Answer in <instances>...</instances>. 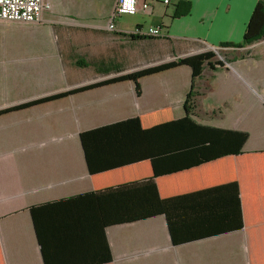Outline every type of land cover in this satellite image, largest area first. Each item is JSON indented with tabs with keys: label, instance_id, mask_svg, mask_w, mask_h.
<instances>
[{
	"label": "crops",
	"instance_id": "crops-1",
	"mask_svg": "<svg viewBox=\"0 0 264 264\" xmlns=\"http://www.w3.org/2000/svg\"><path fill=\"white\" fill-rule=\"evenodd\" d=\"M139 1L151 12L114 32L116 0H43L37 23L0 20L4 264H264V39L223 48L239 55L194 80L178 66L140 78L139 94L120 81L35 103L240 44L258 0ZM178 2L189 11L174 17ZM191 84L189 117L210 130L164 127L186 116ZM223 132L247 135L239 154Z\"/></svg>",
	"mask_w": 264,
	"mask_h": 264
},
{
	"label": "trees",
	"instance_id": "trees-1",
	"mask_svg": "<svg viewBox=\"0 0 264 264\" xmlns=\"http://www.w3.org/2000/svg\"><path fill=\"white\" fill-rule=\"evenodd\" d=\"M189 11V4L187 3H181L178 2L176 5L175 11H174V17H178L181 15L187 14ZM264 39V0H258L257 4L253 10V13L249 19V22L246 25L244 34H243V40L240 44L234 45V44H221V48H227V47H234V48H240L244 45H249L253 42H257L259 40ZM215 52L214 51H206V52H201L197 54H193L184 58H179L174 61H170L167 63H163L160 65H156L153 67H148L145 69H141L135 72H132L127 75L120 76L116 79L109 80L103 83H99L93 86H87L84 88H80L77 90H73L69 93L66 94H61L57 96H53L51 98H47L35 103H41L43 101H48L52 99H57L60 97H64L73 93H76L78 91H84L87 89H91L93 87H98L101 85L109 84V83H115V82H120V81H132L135 84V90L136 94H139L140 88L138 81L140 78L149 76L152 74L160 73L178 66H188L191 69V77L192 80L198 78L201 76L202 71L205 67L209 69H214L215 66H223L222 62L219 61H214L215 58ZM195 96V93L193 92V84H191L190 91L187 93L185 96V100L183 103V108L185 111L186 116L178 121H172L171 123H168V125H164V127H169V126H176L177 128H185V129H200V130H210V128L203 127L200 125H197L195 122L191 120L189 117L191 113L193 112L194 109V101L193 98ZM26 107V106H25ZM232 138V142L230 143V146L232 147V151H228L227 155H237L240 153V148L241 145L245 142L247 135L244 133H237V132H223ZM148 216H118V217H113L112 223L113 224H120V223H129L141 219H145ZM110 222V221H106ZM167 222L169 226V231L171 235V239L173 242V245H176L177 243H181V240H176V237L174 235V232L172 230V224L170 222V217L167 216ZM183 241V240H182ZM105 261L110 262L111 261V256L109 252V248L107 244H105ZM0 264H4L1 250H0Z\"/></svg>",
	"mask_w": 264,
	"mask_h": 264
},
{
	"label": "built area",
	"instance_id": "built-area-1",
	"mask_svg": "<svg viewBox=\"0 0 264 264\" xmlns=\"http://www.w3.org/2000/svg\"><path fill=\"white\" fill-rule=\"evenodd\" d=\"M164 6L170 5L171 0H162ZM47 6L43 0H0V20L6 22L37 23ZM151 7L148 2L139 0H116L113 12L110 15L107 29L118 31L116 21L124 16H134L138 13L149 14ZM135 37L164 38L165 31L162 26L141 27L136 26L129 33Z\"/></svg>",
	"mask_w": 264,
	"mask_h": 264
},
{
	"label": "rangeland",
	"instance_id": "rangeland-1",
	"mask_svg": "<svg viewBox=\"0 0 264 264\" xmlns=\"http://www.w3.org/2000/svg\"><path fill=\"white\" fill-rule=\"evenodd\" d=\"M137 15H135V16H137ZM124 19L127 21H129V20L133 21L135 18L133 16H124ZM197 48L199 50H201V52L214 51L216 54L214 61L222 62V64H223V62H227V60H229L231 56H234V55L238 56L239 55V52H231V51H227L223 48L208 49V48L204 47V45L197 46Z\"/></svg>",
	"mask_w": 264,
	"mask_h": 264
}]
</instances>
